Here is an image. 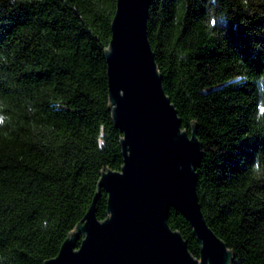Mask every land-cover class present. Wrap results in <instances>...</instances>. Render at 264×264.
I'll return each instance as SVG.
<instances>
[{
    "label": "trees",
    "instance_id": "trees-1",
    "mask_svg": "<svg viewBox=\"0 0 264 264\" xmlns=\"http://www.w3.org/2000/svg\"><path fill=\"white\" fill-rule=\"evenodd\" d=\"M116 0H0V264H43L119 171L106 51ZM147 38L181 128L195 127L196 193L231 264H264V0H151ZM167 223L199 256L189 222ZM81 239V238H80Z\"/></svg>",
    "mask_w": 264,
    "mask_h": 264
},
{
    "label": "water",
    "instance_id": "water-1",
    "mask_svg": "<svg viewBox=\"0 0 264 264\" xmlns=\"http://www.w3.org/2000/svg\"><path fill=\"white\" fill-rule=\"evenodd\" d=\"M150 2L116 0L111 21L107 82L123 162L98 181L108 196L107 216L97 219L95 196L57 255L43 264H231V251L207 225L198 201L195 127L181 128L147 38ZM169 208L189 222L198 257L168 225Z\"/></svg>",
    "mask_w": 264,
    "mask_h": 264
}]
</instances>
